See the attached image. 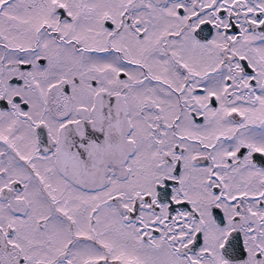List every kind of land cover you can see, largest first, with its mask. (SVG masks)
<instances>
[{"label":"snow or ice","instance_id":"1","mask_svg":"<svg viewBox=\"0 0 264 264\" xmlns=\"http://www.w3.org/2000/svg\"><path fill=\"white\" fill-rule=\"evenodd\" d=\"M0 264H264V0H0Z\"/></svg>","mask_w":264,"mask_h":264}]
</instances>
